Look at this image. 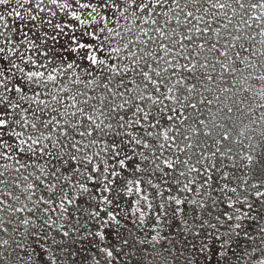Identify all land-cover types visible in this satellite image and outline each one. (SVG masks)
Returning a JSON list of instances; mask_svg holds the SVG:
<instances>
[{"label":"snow or ice","instance_id":"obj_1","mask_svg":"<svg viewBox=\"0 0 264 264\" xmlns=\"http://www.w3.org/2000/svg\"><path fill=\"white\" fill-rule=\"evenodd\" d=\"M0 264H264V0H0Z\"/></svg>","mask_w":264,"mask_h":264}]
</instances>
